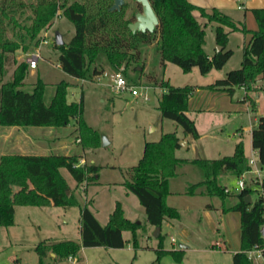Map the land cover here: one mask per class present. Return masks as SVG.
<instances>
[{
	"label": "trees",
	"instance_id": "obj_1",
	"mask_svg": "<svg viewBox=\"0 0 264 264\" xmlns=\"http://www.w3.org/2000/svg\"><path fill=\"white\" fill-rule=\"evenodd\" d=\"M0 0V125L18 126H65L74 120L83 146L97 144L98 135L83 120V99L68 102L66 92L68 83L61 80L55 84L49 104L43 101L45 83L37 78L31 92L21 88L29 65L26 61L18 62L15 52H24L36 48L41 37L40 31L52 23L54 16L61 10V15L72 22L74 33L70 40L53 46L58 50L60 68L76 78H89L103 72V67L94 64L100 54L105 56L108 66L117 70L125 68L130 62L139 61L141 46L156 42V49L162 63L165 61L178 65L182 71H189L197 66L201 73L211 69H220L232 54L227 48L228 33L236 30L249 33L243 45L240 66L225 73L206 86L209 89L223 90L231 94L236 86L254 91L255 79L264 77V8H252L256 21L255 29H247L244 24L234 21L218 8H204L188 0H149L158 17V24L152 32H132L127 24L131 22L135 11L126 17L125 2L119 9L109 10L113 0ZM137 9L140 4L137 3ZM27 9L30 14L27 15ZM198 15L202 21L195 16ZM215 23V42L221 49L208 55L203 44L204 27ZM10 33V36L7 35ZM14 64L10 77L3 80L7 65ZM92 66V67H91ZM159 85L165 90L158 97L157 107L162 117L174 120L182 127L184 134L197 137L194 121L187 115L188 100L193 86H174L168 80L161 79ZM247 98V95L244 96ZM250 102L253 104L251 98ZM180 146L175 132L161 134L156 141H146L142 156L130 167V177L123 181L126 189L137 197L143 206L146 221L154 227H161L165 219H178L175 207L165 202L169 194L168 180L175 175L176 166L181 162H191L202 172L203 178L190 184L191 188L203 185L205 194L235 196L234 204L223 206L224 210H237L240 213V249L233 253L232 264H255L247 257L246 251L253 245H262L259 228L263 222V203L260 197L251 200L254 191L246 187L241 191L232 190L219 183V176L229 173L235 178L249 169L244 154L243 143L238 141L232 154L220 158H177L175 149ZM251 146L257 151V161L264 167V115L258 116L251 129ZM79 155L55 156V163L48 158L44 168L52 169L55 180L66 191V183L59 166H64L77 184L90 182L98 178L99 166L93 163L78 164ZM2 167L0 163V226L14 223V205L2 199ZM190 192V190H187ZM250 197L249 201L246 196ZM70 203H76L71 193L67 195ZM80 240L63 239L39 241L34 250L38 264H51L69 256L77 257L81 247L103 246L123 247L126 240L124 230L131 233L134 249L138 247L136 231L140 223L124 216L119 201L108 216L105 224H100L94 216L88 202L80 207ZM157 258L163 253H170L175 261H181L183 251L162 248V235L158 233ZM49 252L54 257L49 256ZM51 261V262H50Z\"/></svg>",
	"mask_w": 264,
	"mask_h": 264
},
{
	"label": "rangeland",
	"instance_id": "obj_2",
	"mask_svg": "<svg viewBox=\"0 0 264 264\" xmlns=\"http://www.w3.org/2000/svg\"><path fill=\"white\" fill-rule=\"evenodd\" d=\"M125 5L126 17L134 11L141 10V6L137 9V3L134 0H125ZM29 14L30 11L27 9V15ZM195 16L202 21L196 14ZM134 19L135 17L132 21ZM214 27L215 23L213 22L204 27L205 41L203 48L208 53L213 52L214 48L217 47ZM56 31L61 34L64 43L68 42L74 33L72 22L61 15V10H58L52 23L40 31L41 41L36 48L26 52L18 49L15 52V58L18 62L26 61V58L32 54L39 55L36 67L27 69L21 88L31 92L37 78H40L45 83L42 94L43 101L45 104H49L54 93L55 84L61 80L66 81L69 84L66 100L68 102L79 101L82 96L83 120L96 131L98 142L92 146H83V143L79 140L75 122L71 119L65 126H23L24 130L37 131L36 133L52 138V141L43 143L44 152L38 153V156L25 153V151L23 154L19 152L18 154H11L5 152L6 147L3 140L6 133L4 129H7V127L0 125L1 167H3V173L7 180L11 178V174L6 171V167L12 164V159L18 161L15 164L17 167L25 164H35L44 168L49 163L48 158H51L55 163V156L76 154L79 155V165L88 164L90 163L89 160L92 159L93 164L99 166L98 178L88 183L85 182L86 190L81 186L74 189L75 182L71 174L64 166H59L57 170L65 183L73 190L74 195L72 196L75 198L76 203H70V198L67 195L71 193V190L66 186V191H64L60 182L57 184L54 176L53 180L56 182L54 184L58 185L59 192L66 204L55 205L56 207L51 208L49 205L41 204L40 200H36L38 206L23 207L16 205L14 223L10 226H0V264H38V256L34 246L39 241L77 238L79 234V210L87 202L86 199L90 202H88V207L101 224H105L115 202L119 201L125 215L132 221L140 223L136 231L138 247L133 248L131 233L124 230L123 237L126 242L123 247L85 246L80 250L77 256L79 261L76 263L61 259L53 264H118L117 262L119 264H231L232 250L236 249L238 251L240 249L237 219L232 212L228 216L226 226L219 222L221 208L228 206L233 201L235 202V196H226L221 199L218 196L198 195L191 198L192 202H187L180 195H173L172 200H176L177 204L175 208L178 211L179 218L183 220V231L180 230V225L169 227L163 224L160 232L163 249H177L180 244L189 246L185 255H182L181 262L177 263L170 253H163L157 258L155 249L158 247L159 238L153 235L155 229L146 221L143 206L138 202L135 194L126 189L123 181L130 177V167L135 165L142 156L146 141H156L161 134L167 132H175L176 135L183 133L179 124L172 119L162 117L160 114L157 107L158 97L163 89L159 85L160 80L168 79L169 83L174 86L191 85L194 87L209 82L212 83L216 78L224 77L227 71L240 66L243 50L242 32L239 30L231 33L227 48H231L233 54L225 62L221 71L213 68L207 73H201L197 66H193L189 71L184 72L172 62L165 61V63H162L156 49V42L153 41L141 46L139 61L130 62L125 68V72L123 67L115 70L108 66L105 56L100 54L94 65L96 67L102 66L103 72L100 75L98 74L99 76L76 78L64 72L59 66L58 50L53 46ZM7 35L10 36V33L7 32ZM13 67L14 64L7 65V73L3 80L10 77ZM104 72L106 74L103 75ZM117 73L125 77L129 86H149L147 93L149 99L144 100L139 96L135 97L127 90L114 93L112 76L114 77ZM257 86L255 92L249 93L256 101L254 109L248 108L247 112L241 110L233 115L222 112L213 115L212 118H209L210 123L214 120L217 122L216 124H221L220 127L219 125L216 127L214 124L213 128H216L217 131L211 133V136H203L197 147L190 148L187 153L181 150L183 154L189 157L215 158L232 153L231 144L234 141L232 132L241 125L242 127L249 126L251 119L254 117L257 119L258 116L264 115V79L259 81ZM241 93L242 91L238 87H234L231 97L237 105L243 107L242 102L239 100ZM222 99L223 97L219 96V105L222 104ZM189 116L195 117L201 122H203V119H207L205 118L206 114L197 113L193 110H190ZM203 124L206 123H199L200 126ZM255 124L254 121L253 125ZM211 126H209L210 129ZM103 137L108 141L106 144L102 143ZM242 139L245 143L247 142V131L242 133ZM37 151L40 152V149L37 148ZM23 173L21 170L16 172V181L22 182L24 180ZM177 173V176L171 180V188L174 191L181 188L186 178L191 181L196 180L193 178H203L201 170L193 163L179 165ZM42 174H45V172H42ZM48 174L50 177L53 175L51 167ZM40 177L44 179L46 176ZM218 181L232 190L236 179L234 176L223 174L219 176ZM256 197L255 193L252 194V201ZM6 199L10 200L11 197L7 196ZM165 202L167 203V196ZM205 203H210L219 208V211L213 209L211 212L213 222L212 220L208 221L202 213L201 208ZM227 235L228 241L226 243H224L225 241L221 242L217 247L212 245L216 241L220 242ZM171 238H174V244L171 243Z\"/></svg>",
	"mask_w": 264,
	"mask_h": 264
},
{
	"label": "crops",
	"instance_id": "obj_3",
	"mask_svg": "<svg viewBox=\"0 0 264 264\" xmlns=\"http://www.w3.org/2000/svg\"><path fill=\"white\" fill-rule=\"evenodd\" d=\"M188 1L195 4V5L204 7V8H212V7L218 8L222 12L229 15L234 21L244 24V26L250 30L256 28V21H255V18L251 12V9L252 8H261V7L264 8V0H188ZM236 31H239V30H236ZM233 32H235V31L228 33L227 45L230 42V35ZM241 32H242V37H241L242 43L244 45V43L247 41V39L249 37V33H245L243 31H241ZM227 45H226V47H227ZM214 51H216L215 48H214L213 52ZM213 52H211V53L206 52V53L208 55H211V54H213ZM232 54H233V50H232ZM221 68L219 69V71H221ZM262 79H264V77L262 75H258L256 77L255 82H254V86L256 88H258V86H257L258 82L261 81ZM210 83L211 82H209L208 84H202V85L194 86L193 91L189 97L188 110L186 112L187 115L189 116L190 110H193V111H196L197 113L206 114L205 118H207V119H203V122H201V121L197 120V118L195 119V117L189 116L194 121L198 136L193 137L189 134H184V132L181 135H177V137L179 138V144H180V146L178 148H176L174 151L175 156L177 158H184V159H188V160H191L194 158H209V159L213 158V157H204V156L203 157H195V156L189 157V156H186L185 154H183L182 151H184V152L186 151V153H187L190 150V148L191 149L196 148L199 140H201V138H203V136H207V135L211 136V133H214L215 131H217L216 128H213L214 124L216 125V127H217V125H219V127H220L221 124L220 123L216 124L217 122H215L214 120H212L210 123L209 118H212L213 115H215L217 113L219 114L221 112L222 113H228L229 115L230 114L233 115V114H236L237 112H240L241 110L247 112L248 108L254 109L256 107V101L253 100V97L251 96V94H249L251 92H255V90L247 92L243 86H236L242 91V93H241L242 95L239 98V100L243 104V107H241V105H237L236 102L231 97L233 95L232 93H231L232 94L231 95V94H229L223 90L206 88V86L209 85ZM232 92H233V90H232ZM245 95H247L246 99L244 98ZM219 96L223 97V99H222L223 102L221 105L218 104ZM249 98L252 99L253 104H254L253 106H252V103L250 102ZM256 120H257L256 117H254L253 119H251L249 126L242 127V125H241V126H239V128H236V130L232 132V135L234 138V141L231 144L232 152L234 150L235 144L238 141H242L245 156L247 158H249L253 155L257 159V151L255 149H253L251 146V129L254 126L253 122L254 121L256 122ZM197 121L199 123H206V124H203L202 126H200ZM249 121H250V119H249ZM210 125H212L211 129L209 127ZM3 126L7 127V129L3 128L4 130H6V133L4 134V137H3L5 147H6L5 152H9L11 154H18V152L23 154L25 151V153H28V154L32 153L35 156H38V153L44 152L45 147H44L43 143H46L48 141H52V138H50L44 134L36 133L37 131L36 132H29L27 130H24L22 128L23 126H18V125H11V126L3 125ZM40 127H42V126H40ZM43 127H51V126H43ZM218 129H220V128H218ZM245 131L248 132V140L246 143L242 139V133ZM14 132H16V134H14ZM180 141H181V143H180ZM216 146H219V145H216ZM37 148L40 149V152L37 151ZM5 152L3 150V154ZM179 152H181V153H179ZM230 154H232V153H230ZM230 154H227V155H230ZM65 155H69V154H65ZM222 156H226V155H222ZM222 156H218L215 158H220ZM82 160H83V158H82ZM17 162L18 161L12 159L11 160L12 164L8 165L6 167V171H8V173L11 174L10 179L6 180L4 173H3V167H2V174H1V176H2V199L4 201H8V202L13 203V205H14V221H15V206L16 205L23 206V207L36 206L37 205L36 200H40L41 204L49 205L51 208L56 207L55 205H64L65 202L62 199L63 196H61V193L59 192L58 185L54 184L56 182H54L52 176L51 177L49 176L48 169L38 167L35 164H25L21 167H17L15 165ZM89 162L93 163V160L90 159ZM190 163L191 162H181L180 164H178L176 166L175 175L169 179V194L167 195V204L170 206H173V207L177 206V204L175 202L176 200H174V199L172 200V197L174 194H178L182 198H185V200L187 202H192L191 198L194 196H198V195L205 196V195H207V194H205V187L203 185H199L196 188L190 187V184L197 183V182L201 181L202 180L201 177L193 178L196 180H192V181L190 179L186 178L183 181V185L181 186V188L178 191H174L171 188V180L175 176H177V174H178L177 170L179 168V165H185V164H190ZM18 170H21L22 172H24L22 174L24 176V180H22V182L19 180L16 181V179H15L16 172ZM59 170H61V169H59ZM42 172H45L46 175L42 174ZM225 174H227V176H232L229 173H225ZM43 175L46 177L44 179H41L40 176H43ZM74 182H75L74 189L81 186L82 188H84L86 190L87 187H86V185H84L85 182H83L81 184H77L75 180H74ZM38 184H39V186H38ZM67 186H68L69 190H71L70 191L71 194L74 195L72 193L73 190L70 189L71 187H69L68 184H67ZM225 186L227 187V185H225ZM44 188H45V190H44ZM187 190H190V192H187ZM5 191H6V194H5ZM7 196L8 197L10 196L11 199L10 200L6 199ZM249 199H250V197H249ZM86 201L89 202L88 199H86ZM234 203H235L234 201L231 202V204H234ZM201 209H202L203 215L207 218L208 221L212 220V218H213V217H211L212 216L211 212L213 209L216 211H219V208L215 207L214 205H212L210 203H205ZM123 212H124V209H123ZM232 212H233V214H235V218L237 219L238 231H239L238 233H239V239H240V213H239V211H237V210H235V211L234 210H224L221 208V210H220L221 215H220V222L219 223H222V225L226 226L228 216L231 215ZM124 216L126 218L130 219L129 217H127L125 215V212H124ZM79 217H80V210H79ZM78 219H79L78 220L79 234H78V237L74 239L77 241L80 240V218H78ZM107 220H108V218H107ZM175 222H178V223H175ZM212 222H213V220H212ZM182 223H183V220L180 218H178V219H165V220H163L162 225L165 224L169 227H174V226L180 225V230L183 231L184 225H182ZM152 228L155 229L154 226H152ZM159 229L161 230V227ZM122 236H123V232H122ZM65 239H71V238H65ZM60 240H63V239H60ZM227 241H228V235L226 237L224 236V239L220 240V242L216 241V243L212 244V245H215L217 247V246H219V243L220 244H221V242L226 243ZM105 248H108V247H105ZM112 248H114V247H112ZM81 249H82V247H81ZM177 249H182L183 254L185 255V252L189 249V246H185V248H179L178 247ZM177 249H172V250H177ZM165 250H167V249H165ZM236 251L237 250L234 249V250H232V253H234ZM49 256L54 257V254L52 252H49ZM66 259L69 260L68 257ZM69 261L76 263L77 261H79V259L77 257H72V260H69ZM176 262L180 263L181 261H176ZM53 263L54 262H52L51 264H53ZM117 263L119 264V262H117ZM231 264H232V262H231ZM257 264H264V263L262 261H260Z\"/></svg>",
	"mask_w": 264,
	"mask_h": 264
},
{
	"label": "built area",
	"instance_id": "obj_4",
	"mask_svg": "<svg viewBox=\"0 0 264 264\" xmlns=\"http://www.w3.org/2000/svg\"><path fill=\"white\" fill-rule=\"evenodd\" d=\"M38 57H39L38 54H32L26 58V62L28 63L29 68L33 69L36 67ZM104 74H106V72H104L103 75ZM112 80H113L112 89L114 93H119L127 90L135 97L139 96L144 100L149 99V95L147 94L149 86L147 85H137L134 87L129 86L125 77L122 76L120 73L115 74L114 77L112 76ZM163 89L162 91L165 90ZM247 160L250 167L249 169L243 171L239 176L235 178L236 181L234 188L235 191L238 192L246 187H250L257 195V197L261 198L263 203V210H262L263 222L261 223L259 228V232L263 244L262 245L255 244L246 251L247 257L253 262H255V264H257L260 261L264 263V167L258 163L257 159L253 155L247 158ZM171 243L172 244L175 243L174 238H171ZM68 259L72 260V257L69 256Z\"/></svg>",
	"mask_w": 264,
	"mask_h": 264
},
{
	"label": "water",
	"instance_id": "obj_5",
	"mask_svg": "<svg viewBox=\"0 0 264 264\" xmlns=\"http://www.w3.org/2000/svg\"><path fill=\"white\" fill-rule=\"evenodd\" d=\"M136 3H139L141 6V10L136 12L134 17L135 19L131 22H128L127 26L132 32L140 31V32H152L155 26L158 24V17L153 10V7L149 0H134ZM125 0H113V3L109 7V10L119 9ZM54 42L57 45H61L64 43L61 34L56 31L54 34ZM221 46L217 44L216 51L220 50ZM108 141L103 137L102 143L106 144ZM181 143V141H180ZM246 200L249 201V195L246 196ZM160 229L159 227H155L154 236H157ZM185 244H180L179 248H185Z\"/></svg>",
	"mask_w": 264,
	"mask_h": 264
}]
</instances>
